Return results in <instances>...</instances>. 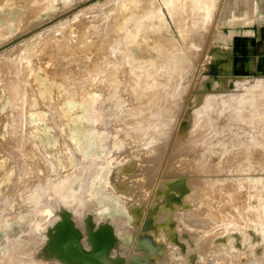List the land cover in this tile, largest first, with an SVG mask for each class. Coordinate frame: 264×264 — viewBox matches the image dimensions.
<instances>
[{"label":"rangeland","instance_id":"374dc122","mask_svg":"<svg viewBox=\"0 0 264 264\" xmlns=\"http://www.w3.org/2000/svg\"><path fill=\"white\" fill-rule=\"evenodd\" d=\"M21 1L0 4V264H264V60L231 0ZM56 42L67 72L42 77ZM196 172L222 180L209 219Z\"/></svg>","mask_w":264,"mask_h":264},{"label":"bare ground","instance_id":"6f19581e","mask_svg":"<svg viewBox=\"0 0 264 264\" xmlns=\"http://www.w3.org/2000/svg\"><path fill=\"white\" fill-rule=\"evenodd\" d=\"M8 0H0V4H2L1 2H7ZM11 1V0H10ZM208 1V0H207ZM14 2H15V0H14ZM16 2H22L21 0H16ZM24 4H26L25 6H23V7H21V6H19V8L17 9V10H15V12H17L18 13V15H17V21H22V19H24L25 18V15H30L31 14V12L32 11H36L37 9L38 10H40L41 11V9H42V7H46L47 5H48V0H26V1H24L23 2ZM205 3V2H204ZM206 5V4H205ZM17 6V5H16ZM15 6V7H16ZM208 6V5H207ZM14 7V8H15ZM25 7V8H24ZM206 7V6H205ZM9 8V7H8ZM204 8V7H203ZM16 21V22H17ZM18 24H19V22H18ZM109 40V39H108ZM53 41H54V39H53ZM53 41H51V42H53ZM57 41V40H56ZM55 42V41H54ZM111 42V41H110ZM57 44V45H56ZM113 44V43H112ZM111 44V45H112ZM117 44V43H116ZM66 45V44H65ZM107 45H109V44H107ZM68 46V45H67ZM113 46V45H112ZM116 46V45H115ZM62 47H66V46H64V43H62ZM108 47V46H107ZM106 48V47H105ZM60 49H62L61 48V43H58V42H56V43H54L53 45H50V44H48V45H43V44H41V46L39 45V48H38V50H37V48L36 49H34L35 50V57H33L34 58V60H33V64H34V66L32 67V65L33 64H31V67L33 68V69H37V70H39L40 71V73H41V76L43 77V76H46L47 77V75H45L46 73L47 74H49L48 72H47V69L46 68H49V69H56L57 67H55L56 65H60L61 64V62H62V60L64 61V63H67L68 61V59H64L65 57H63L64 56V54L62 53V54H60V56H58V54H59V51H60ZM107 49V48H106ZM114 49V48H113ZM37 50V51H36ZM109 50V49H108ZM111 50V49H110ZM61 52V51H60ZM108 52V51H107ZM104 53H105V51H104ZM61 55H62V57H63V59H61V62H59L58 64H56V61L58 60H56V56H58L59 57V59L61 58ZM103 55H105V54H103ZM102 55V56H103ZM107 56H108V54H106ZM106 55H105V57H106ZM110 55V54H109ZM66 56V55H65ZM100 56V55H99ZM98 55H97V57H99ZM110 56H112V55H110ZM67 57V56H66ZM97 57H95L96 59H97ZM104 57V56H103ZM102 57V58H103ZM94 58V59H95ZM108 60H109V58H107ZM104 60V59H103ZM106 60V59H105ZM78 62V61H77ZM56 64V65H55ZM68 65H69V62L67 63ZM55 65V66H54ZM63 65V67H64V65H66V64H61V66ZM49 66H51V68L49 67ZM52 66H54L55 68H53ZM61 66H59V67H61ZM59 67H58V69H59ZM63 67H62V69H63ZM95 67V66H94ZM110 67H112L111 65H110ZM2 68V67H1ZM0 68V69H1ZM3 68L6 70L5 72H9V68L8 67H4L3 66ZM31 68V69H32ZM65 68V67H64ZM70 68V67H69ZM68 68V69H69ZM109 68V67H108ZM32 69V70H33ZM43 69L46 71V73H45V71H43ZM48 69V70H49ZM61 69V68H60ZM60 69H59V72H61L62 71V69H61V71H60ZM67 69V68H66ZM110 69V68H109ZM108 69V70H109ZM52 70H50L49 72L50 73H52ZM54 70H53V74L55 75V77H56V73H57V69H56V71L54 72ZM65 69H63V71H64ZM110 70H112V68L110 69ZM1 72H3L2 70L0 71V74H1ZM5 72H3V75H4V73ZM57 73V75L59 74V76H62V72L61 73ZM65 72H67V70L66 71H64V73H63V75H65L66 73ZM107 73V72H106ZM6 74V73H5ZM85 74V73H84ZM95 74V73H94ZM53 75V76H54ZM49 76H50V74H49ZM52 76V75H51ZM59 76H57V78H59L60 79V81L62 80L61 78H64L63 76L60 78ZM105 76V75H104ZM2 77V76H1ZM4 77V76H3ZM6 77V76H5ZM8 77V76H7ZM54 77V78H55ZM11 78H12V76L9 78L10 80H11ZM48 78H50V77H48ZM53 78V79H54ZM56 78V79H57ZM8 79V81H10ZM91 79V78H90ZM106 79V78H105ZM89 80V79H88ZM92 81H93V79H91ZM90 80V81H91ZM94 80H95V78H94ZM58 81V80H57ZM63 81V80H62ZM88 82L89 84H91L92 82ZM12 82V81H11ZM83 83V82H82ZM82 83H78V84H81L82 85ZM87 83V81H86V84L85 83H83V86H84V84L85 85H87L88 84ZM88 84V85H89ZM92 84H94V83H92ZM91 84V85H92ZM68 86H70V85H68ZM72 86H70V87H68V88H71ZM72 90H75V89H72ZM71 90V91H72ZM76 91V90H75ZM68 92H69V90H68ZM69 93H73V92H69ZM31 94V93H30ZM32 95V94H31ZM194 143V142H193ZM7 146V145H6ZM9 146V145H8ZM4 147H5V145H4ZM193 147V146H192ZM194 148V147H193ZM4 149H8V147L7 148H4ZM1 165V164H0ZM201 165V164H200ZM166 167V166H165ZM196 167H198V168H200L198 165H196ZM123 169H124V167H122L121 168V170L123 171ZM166 168H164V170H165ZM187 169V168H186ZM197 169V168H196ZM124 170H126V168L124 169ZM184 170L185 169H183V172L182 173H184ZM199 170V169H198ZM191 171V172H190ZM189 171V169L187 170V173H192L193 172V170H190ZM197 171V170H196ZM200 171H201V169H200ZM199 171V172H200ZM185 173H186V171H185ZM197 173V172H196ZM202 173V172H201ZM193 174H195V173H193ZM193 174H191L192 175V178L190 179V180H192V181H189V182H191V185H192V193L194 192V194H193V197H194V200H197L198 202L200 201V204H204L205 205V207H206V215L208 216V218L207 219H209L210 218V216H213V214H214V212H213V210H212V212H211V209H213V207H214V205L213 204H215V202L213 201V199H211V193H210V191H213L214 189H218V190H216V191H218V192H220V191H222L223 190V188L222 189H220L221 188V186L223 185L222 184V180L220 181V179H218V178H203L201 175L202 174H200V173H197V174H199L200 176L198 177V175H197V177H196V175H193ZM219 174V173H218ZM187 175V174H186ZM215 175V174H214ZM189 176V175H188ZM218 176H222V175H218ZM218 176H216L215 175V177H218ZM227 176V175H226ZM219 177V178H220ZM195 182V183H194ZM224 183H225V181H223ZM226 182H227V180H226ZM229 182H231V181H229ZM197 183V184H196ZM228 183V182H227ZM232 183V182H231ZM231 183H229V186L228 187H233L232 185L230 186V184ZM197 185V186H196ZM227 184H224V186H226ZM219 186V187H218ZM223 186V187H224ZM227 187V186H226ZM226 187H225V193L223 192V194L224 195H226L225 196V198H224V200H226V198L228 199V197H229V195H230V193H232L233 191H232V189L231 188H228V189H230L231 191H226ZM219 189H220V191H219ZM234 190V189H233ZM226 192L229 194L228 196H227V194H226ZM213 193H214V191H213ZM221 193V192H220ZM224 195H222L221 194V196H223L224 197ZM214 196V195H213ZM216 196H218V197H220V195H218V193H217V195L215 194V196H214V198H218V197H216ZM234 196V195H233ZM235 197H237L236 195H235ZM230 198H231V196L229 197V200H230ZM186 199V198H185ZM184 199V200H185ZM232 199H234V198H232ZM231 199V200H232ZM238 199V198H237ZM187 200V199H186ZM215 200V199H214ZM223 200V199H222ZM229 200H226L225 201V203H224V205L226 204V206H227V204H228V202L227 201H229ZM231 200H230V202H231ZM55 201V200H54ZM220 201V200H219ZM189 202V201H188ZM221 202V201H220ZM227 202V203H226ZM238 201H235V203H237ZM191 203V202H190ZM197 203V202H196ZM216 203H218V200H217V202ZM234 203V204H235ZM242 203V202H241ZM54 204V203H53ZM221 204H222V202H221ZM231 204V203H230ZM220 205V203L218 204V206ZM223 205V204H222ZM223 205V206H224ZM229 205V204H228ZM226 206H224L225 207V209H227L226 208ZM231 206V205H230ZM241 206V205H240ZM227 207H229V206H227ZM237 207V204H236V206H235V208ZM181 208V207H180ZM232 208V207H231ZM234 208V207H233ZM238 208V207H237ZM215 209V208H214ZM216 209H218V207L216 208ZM215 209V210H216ZM229 209H230V207H229ZM182 210H183V208H182ZM214 210V211H215ZM223 210V209H222ZM188 211V210H187ZM230 212L231 210H228L227 209V211H225V212ZM233 211V210H232ZM235 211V210H234ZM185 212V211H184ZM217 213H218V211H217ZM220 213V212H219ZM237 213H238V211H237ZM222 214V213H221ZM231 214H232V212H231ZM231 214H230V216H231ZM186 215H188L187 213H186ZM233 216H234V212H233V214H232ZM174 216L175 217H178V220L179 221H183L184 219H185V216H183L182 214H180V213H177V212H175L173 215H171V216H169V218L170 217H173V219H174V221H175V218H174ZM183 216V217H182ZM218 216V215H217ZM224 216V215H223ZM232 216V218H234ZM188 217V216H187ZM226 217V216H225ZM238 216L236 215V218H237ZM218 218V217H217ZM213 219H215V218H213ZM212 218H211V220H213ZM230 219V218H229ZM239 219V218H238ZM244 219V221H245V223H246V220H245V218H243ZM243 219H242V221H243ZM224 220V219H223ZM232 220V219H231ZM247 223H249V224H251L250 222H247ZM224 224V223H223ZM235 224V223H234ZM66 227V226H65ZM69 232V230L67 229V227H66V233H68ZM161 232V231H160ZM101 235V234H100ZM103 237V236H102ZM218 251V250H217ZM216 251V252H217ZM218 253V252H217ZM209 254H213L212 252L211 253H209ZM216 255H218L217 257H215ZM213 256H214V258H218L219 257V254H213ZM220 258V257H219ZM22 261L24 262V260L22 259ZM17 262V261H16ZM218 262V261H217ZM20 264V263H19Z\"/></svg>","mask_w":264,"mask_h":264},{"label":"crops","instance_id":"0c3cea01","mask_svg":"<svg viewBox=\"0 0 264 264\" xmlns=\"http://www.w3.org/2000/svg\"><path fill=\"white\" fill-rule=\"evenodd\" d=\"M231 3V13L224 20L232 23L233 38L250 56L264 60V0H231ZM261 66L256 62V69Z\"/></svg>","mask_w":264,"mask_h":264}]
</instances>
